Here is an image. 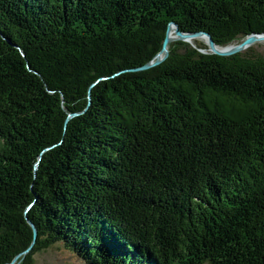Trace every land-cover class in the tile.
<instances>
[{
  "label": "trees",
  "instance_id": "obj_1",
  "mask_svg": "<svg viewBox=\"0 0 264 264\" xmlns=\"http://www.w3.org/2000/svg\"><path fill=\"white\" fill-rule=\"evenodd\" d=\"M172 22L227 47L264 0H0V264H264V55L132 71Z\"/></svg>",
  "mask_w": 264,
  "mask_h": 264
},
{
  "label": "water",
  "instance_id": "obj_2",
  "mask_svg": "<svg viewBox=\"0 0 264 264\" xmlns=\"http://www.w3.org/2000/svg\"><path fill=\"white\" fill-rule=\"evenodd\" d=\"M172 26L175 27L176 36H177V38L174 39L173 41H171L169 39V31H170ZM202 36H205L208 39L206 45L208 46L209 52L211 54L222 56V57H231V56H234L237 54H241V53L247 51L249 48L253 47L258 40L264 41V34H252V35L247 36L245 39H243L241 42H238L237 44L229 45L227 47H222V49H218L219 47L215 44V42H214V40L210 34L205 33V32L183 33L180 31L178 25L176 23L172 22L168 26L167 34H166L165 40L163 42L162 50L159 52V54H157L155 59L153 61H151L150 63H148V64H146V65H144L138 69L132 70V71L140 72V71H146V70H149L151 68L157 67L160 64H162L168 58V56H169V45L171 43L176 42V41H183V42L188 43L189 40L200 38ZM203 53H206V52L203 51ZM74 116H75V114L70 115V117H74ZM31 226L34 230V234L36 237L37 236V229L35 228V226L33 224H31ZM32 248H33V246H31L25 252V254H27ZM19 258H20V256H17L11 262V264H16V262L18 261Z\"/></svg>",
  "mask_w": 264,
  "mask_h": 264
},
{
  "label": "rangeland",
  "instance_id": "obj_3",
  "mask_svg": "<svg viewBox=\"0 0 264 264\" xmlns=\"http://www.w3.org/2000/svg\"><path fill=\"white\" fill-rule=\"evenodd\" d=\"M197 39V38H196ZM200 43H204L199 41ZM207 43V42H206ZM204 43V44H206ZM238 43V42H237ZM235 43V44H237ZM253 55H264V43H255ZM35 264H87L64 244L58 243L35 255Z\"/></svg>",
  "mask_w": 264,
  "mask_h": 264
},
{
  "label": "bare ground",
  "instance_id": "obj_4",
  "mask_svg": "<svg viewBox=\"0 0 264 264\" xmlns=\"http://www.w3.org/2000/svg\"><path fill=\"white\" fill-rule=\"evenodd\" d=\"M176 38H177V36H176V29H175L174 26H172L171 29H170V31H169V39L171 41H173ZM207 40H208L207 37L202 36V37L197 38V39H191V40L188 41V43L191 44V45H195V42L196 41H202V42L206 43ZM261 42L264 43L263 40H258L256 43H261ZM218 49H222V47H219Z\"/></svg>",
  "mask_w": 264,
  "mask_h": 264
}]
</instances>
